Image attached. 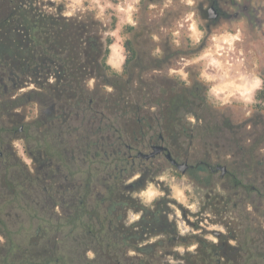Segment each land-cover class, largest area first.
<instances>
[{"label":"rangeland","instance_id":"1","mask_svg":"<svg viewBox=\"0 0 264 264\" xmlns=\"http://www.w3.org/2000/svg\"><path fill=\"white\" fill-rule=\"evenodd\" d=\"M115 1L128 7L125 0ZM130 2L132 8L129 14L131 11L139 13L137 20L134 18L131 21L132 25H135V20L145 25L142 26L144 33L138 36V46L148 54L136 56L134 51L122 71L107 70L105 73L125 88L126 100L140 108L138 121L133 125L130 123L127 126L129 129L125 127L126 117L109 116L114 125L124 127L122 134L127 143H131L135 136L140 137V143L135 144L130 152L136 155L138 151L150 152L151 136L157 137L164 131L165 125L172 126L171 121L160 120L158 114L166 110L165 99L171 98L174 82L178 80L189 84L192 71H174L173 59L155 58L158 54L163 55L160 43L164 34L160 35L154 28L156 18L142 19L143 13L138 9L154 14L160 3L157 0ZM35 4L46 11H56L44 6L41 0H36ZM68 6L65 0L64 16L97 22L92 33L101 36L104 49L110 47L107 43L109 37L121 43L129 41L130 29L127 18L121 17L124 10L120 5L114 8L106 5L105 0H84L75 9ZM116 21L117 27L113 28ZM148 41L151 47L147 45ZM229 45L231 48L221 47L220 55L207 54L202 60L205 71H194L201 73L209 85L211 106L207 120L198 122L193 148L190 149L187 138L190 132L180 138L184 144V151L180 153L171 144L169 131L166 141L169 149L176 152L180 159L190 153V163L196 164L203 159L207 164L183 174L164 154L152 160L136 158L134 166L123 161L119 163L118 169H122L120 172L126 186L131 187L132 182L142 179L137 189L130 192L133 198L152 208L156 207V201L166 202L165 223L157 227L160 234L138 242L143 245L161 241L156 249L158 256H162L151 264H177L179 259L173 255L175 252L194 251L199 245L192 235H199L210 245L219 240L220 235L215 232L228 236L227 242L233 247L223 245V251L216 255L209 252L208 263L264 264V138H258V154L255 156L258 170L241 171L237 164L239 156L235 152V135L225 129L224 133L220 124L222 113L236 121L238 100L244 101L243 113L246 103L254 101V93L264 78V44L257 45L258 49L254 46L247 59L239 60L234 55L233 44ZM117 53L114 47L113 54ZM249 72H252L250 77L245 75ZM84 83L90 91L116 92V87L103 78L88 77ZM34 89L37 87L32 82L11 91L8 99L29 94ZM1 99L0 95V264H43L44 257L53 250L64 255L65 259L50 264H145L139 259L143 256L137 257L136 251L132 250L134 247L129 244L132 242L117 244L110 259L92 250L85 251L80 240L76 241L83 232L81 226L70 222V217L78 216L76 205L86 198L88 211L105 215L107 206L112 202L105 198L107 188L115 182L114 174L117 172L115 155L104 158L102 154H96L95 147L86 152V143L96 140L97 136L89 137L86 132L89 125L83 116L72 115L66 124H61L59 120L44 123L39 121L43 108L40 103L25 101L19 102V105ZM147 113L153 114L152 119L144 118ZM253 113L259 122H264V105L253 108ZM179 116L183 117L182 122H187L188 128L192 126L188 123L191 120L187 119L189 116L194 120L191 114L182 112ZM179 125L172 128L175 133ZM258 129L263 133L260 123ZM123 149L126 150V147ZM126 154L128 156L129 152ZM49 161L55 165L48 167ZM218 164L226 165L229 174L222 175L220 170L210 167ZM54 166L60 167L62 172L56 179L51 175L55 171ZM240 181H243L242 184ZM100 199H103L102 203L98 204ZM118 215H125V210L118 208L110 217ZM140 215L141 212L134 209L127 210L125 223H132ZM108 230L106 228L104 233ZM164 230L175 237L167 240L169 236ZM125 231L120 229L117 232L122 234ZM46 249L49 251L45 252ZM115 255H119L118 258Z\"/></svg>","mask_w":264,"mask_h":264},{"label":"trees","instance_id":"2","mask_svg":"<svg viewBox=\"0 0 264 264\" xmlns=\"http://www.w3.org/2000/svg\"><path fill=\"white\" fill-rule=\"evenodd\" d=\"M35 1L0 0L1 100H11L19 105H21L19 102L25 101L40 103L43 108L39 121L44 123L59 120L61 124H66L72 115L83 116V120L87 121L89 125L86 131L89 137L97 136L96 140H89L86 143V152L95 147L96 154H102L104 158L111 154L115 155L117 172L114 174L115 182L107 188L105 198L112 202L107 206L105 215L98 211H88L86 198L76 205L78 206V216L70 217V222L83 229L76 241L80 240L85 251L92 250L110 259L113 258L111 254L117 244L132 242L133 244H129L134 247L132 250L136 251L137 257L143 256L139 258L140 261L151 264L152 261H156L162 256H158L159 251L156 249L161 241L143 245H139L138 242H144L149 237L160 234L157 227L165 223L166 202L156 201V207L152 208L143 205L130 195L132 190L137 189L142 179L132 182L131 187L126 186L120 172L122 169L119 170L118 166L120 161L134 166L129 155L126 154L129 152L127 145H132L134 150L135 144L140 143V137L135 136L131 143H127L122 134L124 127L114 125L109 119L110 115L126 117L125 127L130 123L133 125L138 121L140 108L136 103L126 100V90L123 86H119L116 81L113 82L111 78L107 77L105 73L107 70H115L108 63L110 47L104 49L105 43L101 36L92 33L97 22L64 16L62 12L65 9V0H61V2L41 0L44 6L55 8V12L46 11L35 4ZM116 24L117 21L113 24V28H116ZM113 42L114 38L109 37L108 45L110 46ZM128 62L129 57L126 58L125 66ZM88 77L103 78L104 81L116 87V92L106 94L99 90L90 91L84 83ZM32 82L36 84L37 89L21 97L8 99L11 91L18 90ZM165 102L169 107L165 104L166 110H161L158 116L160 120L171 121L172 126L165 125L163 130L167 133L164 131L160 133L166 135L167 141L168 131L171 132V144L173 145L175 132L172 128L177 125L175 121L177 118L172 114L175 107L172 98L165 99ZM185 110L181 113H185L187 111ZM152 117V113H147V116L146 114L144 116L145 119H152ZM178 117H180L179 114ZM177 121L179 123L182 119ZM183 126L184 135H186L189 130L186 123ZM127 129L129 128L127 127ZM142 134L144 133L141 130ZM159 134L157 137L151 136L150 141L151 139L157 141ZM124 146L126 150L123 149ZM150 146L152 147L151 142ZM182 151H184L183 148L179 150V153ZM144 174L142 175L144 176ZM102 200L100 199L98 204L102 203ZM118 208H123L125 215L129 209L141 212V215L137 220L127 225L125 215L110 217ZM106 228L109 230L104 233ZM120 229H125V233H118L117 231ZM163 232L168 234L167 240L175 237L168 231L164 230ZM218 235H220L219 240L211 242L210 245L199 235H192L197 238L196 242L199 245L194 251L175 252L173 255L179 259L177 264H212L208 263L209 252L216 255L223 251V245L229 248L233 247L227 242L228 236ZM47 251L49 249H46L45 252ZM127 253L125 251V255ZM166 254L167 252L164 251V255ZM115 256L118 258L119 255ZM64 259V255L53 250L44 257L43 264L60 262ZM214 264H218V262Z\"/></svg>","mask_w":264,"mask_h":264},{"label":"flooded vegetation","instance_id":"3","mask_svg":"<svg viewBox=\"0 0 264 264\" xmlns=\"http://www.w3.org/2000/svg\"><path fill=\"white\" fill-rule=\"evenodd\" d=\"M157 1L160 3V7L154 14L152 12L147 13L145 9L143 11H139L138 9V12L143 13L142 19L145 17L150 20L156 18L154 28L158 30L160 35L164 34L160 43L163 57L158 53L154 57L163 60L173 59V64L176 67L174 71H192L188 79L189 84L178 80L174 82V92L171 96L173 106L175 107L172 114L175 115L177 120H183V117H178V114H181V111L185 109L187 110H185L186 113L191 114L194 118V120L189 119L190 117L187 116V119L192 121H188L192 126L190 125L188 128L190 133L187 136L190 142V149H192L196 139L195 131L198 128V122L207 120V116H210L211 106L208 99L209 85L204 81L201 73L194 71H205V62L202 60L206 58L208 53L220 55L222 53L221 47L231 48L229 44H233L235 49L234 55L239 60L241 58L247 59L249 51L254 46L258 49L257 45L264 44V0ZM125 2H127L129 9H131L130 0H125ZM138 14L137 11H131L128 17L127 25L130 29V39L126 43L124 42L127 52L126 58L132 55L134 51L137 53L136 56L148 54V51H142L138 46V36L144 33L142 26H145L143 23L136 21ZM134 18L136 19L135 25H132L131 21ZM147 45L151 47L149 41ZM211 50L212 52H209ZM245 75L250 77L252 72ZM262 75L264 76V72ZM253 98L254 101L246 103L245 113L242 111L244 101L238 100L239 109L235 122L225 113L221 114L222 121L220 124H222L223 130L225 129L235 135V152L239 156L237 164L241 171L258 170V166L255 164V156L258 154V138H264V122L258 121L257 115L253 113V108L264 105V78H262L261 86L257 88ZM247 112L248 114H246ZM177 120H175L176 126L181 125H179V129L175 133L173 145L176 149L181 150L184 144L180 138L187 135H184L183 124L187 122L181 121L178 123ZM259 123L263 126V133L259 132ZM225 130L224 133H226ZM229 140L232 142L231 138ZM150 142L151 145L155 143L166 145V135L160 133L157 141L151 139ZM166 147L170 150L167 145ZM127 150L129 152L133 151L132 145L128 144ZM170 151L178 161L187 160L189 162L190 153L185 158L180 159L176 156V152ZM129 158L133 164H136V155L130 153ZM206 164V160L200 159L196 164L190 163L189 169ZM53 165L55 164L52 161L48 162V167H52ZM218 166L222 165L218 164L215 167H210L219 170ZM54 167L55 171L51 175L53 179H56L62 175V172L60 167ZM227 174H229L228 167L224 175ZM242 182L240 181V184Z\"/></svg>","mask_w":264,"mask_h":264},{"label":"crops","instance_id":"4","mask_svg":"<svg viewBox=\"0 0 264 264\" xmlns=\"http://www.w3.org/2000/svg\"><path fill=\"white\" fill-rule=\"evenodd\" d=\"M68 1L69 3V8L70 9H75L77 8L82 2H84V0H66ZM95 1H99V0H95ZM103 3V2H102ZM116 2L115 0H105V4L106 5H110V6H113L114 8H117L118 5H120L124 10L123 14L121 15V17L123 19L127 18V21H128V17H129V8L127 6H125V4L122 2V3H118ZM127 4V2H125ZM131 4V3H130ZM103 4H101L102 6ZM132 5V4H131ZM104 6V5H103ZM117 6V7H115ZM116 27H117V24H116ZM116 48L118 53L116 55L113 54V48ZM110 54H109V57H108V63L111 65L112 69H114L115 71H122L125 67V63H126V52H125V47H124V43L120 42V41H117L114 39V42L113 44L110 45ZM123 50V52H122Z\"/></svg>","mask_w":264,"mask_h":264},{"label":"water","instance_id":"5","mask_svg":"<svg viewBox=\"0 0 264 264\" xmlns=\"http://www.w3.org/2000/svg\"><path fill=\"white\" fill-rule=\"evenodd\" d=\"M162 153H164L167 160L174 167H176L181 173H183V174L187 173L189 166H190V163L187 160L178 161L177 158L173 156L172 152L170 150H168L166 145L162 144V143L153 144L150 152L139 151L137 153V157L149 160V159H152V158H154V157H156ZM217 168L222 172V175H224L227 171L226 165L218 166ZM215 233L220 234V232H215Z\"/></svg>","mask_w":264,"mask_h":264}]
</instances>
